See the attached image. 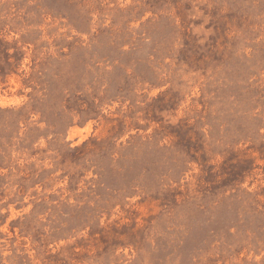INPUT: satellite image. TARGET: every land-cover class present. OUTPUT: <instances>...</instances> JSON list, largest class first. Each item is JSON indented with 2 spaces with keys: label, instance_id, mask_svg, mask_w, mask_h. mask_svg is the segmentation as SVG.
<instances>
[{
  "label": "rangeland",
  "instance_id": "rangeland-1",
  "mask_svg": "<svg viewBox=\"0 0 264 264\" xmlns=\"http://www.w3.org/2000/svg\"><path fill=\"white\" fill-rule=\"evenodd\" d=\"M0 264H264V0H0Z\"/></svg>",
  "mask_w": 264,
  "mask_h": 264
},
{
  "label": "bare ground",
  "instance_id": "bare-ground-1",
  "mask_svg": "<svg viewBox=\"0 0 264 264\" xmlns=\"http://www.w3.org/2000/svg\"><path fill=\"white\" fill-rule=\"evenodd\" d=\"M77 132H78L77 130L75 131V129H73L72 134H75V133H77Z\"/></svg>",
  "mask_w": 264,
  "mask_h": 264
}]
</instances>
